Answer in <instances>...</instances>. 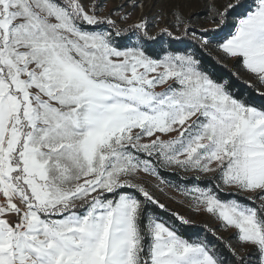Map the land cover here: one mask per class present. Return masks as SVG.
Returning <instances> with one entry per match:
<instances>
[{"label": "snow or ice", "instance_id": "6c2138e0", "mask_svg": "<svg viewBox=\"0 0 264 264\" xmlns=\"http://www.w3.org/2000/svg\"><path fill=\"white\" fill-rule=\"evenodd\" d=\"M142 7L0 0V264H264V0Z\"/></svg>", "mask_w": 264, "mask_h": 264}, {"label": "trees", "instance_id": "16d2710c", "mask_svg": "<svg viewBox=\"0 0 264 264\" xmlns=\"http://www.w3.org/2000/svg\"><path fill=\"white\" fill-rule=\"evenodd\" d=\"M207 62L215 65L216 76L223 77V79L230 81L231 91L237 98L249 102L258 108L264 106V96L259 94L254 87L246 84L240 77L237 78L236 76L231 75V71L234 70L226 67L222 63L216 64L215 55L212 54L211 57L207 58ZM165 218H167V216ZM206 229L207 228L202 224H191L184 226L181 229V232L185 238H195V233L203 235L206 232Z\"/></svg>", "mask_w": 264, "mask_h": 264}, {"label": "rangeland", "instance_id": "374dc122", "mask_svg": "<svg viewBox=\"0 0 264 264\" xmlns=\"http://www.w3.org/2000/svg\"><path fill=\"white\" fill-rule=\"evenodd\" d=\"M121 2H122V0H108V7L110 8V7L113 6L114 3L118 4V3H121ZM153 2H154V0H141V3L143 4V7L137 9V11L133 14L132 22L133 23L136 22L140 18V16H143V15H148L151 18L152 13L155 11L154 9H152ZM156 31H158V29H154L153 30V34H155ZM213 55H215V57H216L215 53H213ZM222 64H224L226 67H229L232 70H234L230 63H227V64L222 63ZM239 77L246 84L254 87L255 90L259 94L264 93V88H258L256 86V82L254 80H252L250 77L245 76L243 74H241ZM158 195H160L161 201L166 204V206L170 209V211H174V212H177V213L185 215V216H190L191 215L190 211L185 206L180 205L175 200L169 199V196L171 195V193H168L167 195H163V194H158ZM192 218L195 220V223H193V224H202L206 228L207 227H214V225L211 223V221L205 216H195V217H192Z\"/></svg>", "mask_w": 264, "mask_h": 264}]
</instances>
